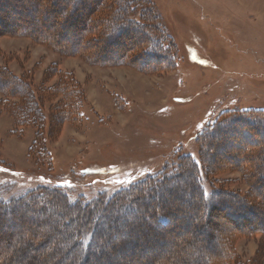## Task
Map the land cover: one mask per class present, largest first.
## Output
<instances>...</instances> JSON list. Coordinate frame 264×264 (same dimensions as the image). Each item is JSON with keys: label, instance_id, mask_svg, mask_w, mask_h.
I'll return each instance as SVG.
<instances>
[{"label": "trees", "instance_id": "1", "mask_svg": "<svg viewBox=\"0 0 264 264\" xmlns=\"http://www.w3.org/2000/svg\"><path fill=\"white\" fill-rule=\"evenodd\" d=\"M1 36L27 37L93 65L159 73L178 63L175 42L150 0H0ZM53 77L59 83L36 89L0 67V114L13 117L15 134L38 129L28 157L51 170L43 126L47 122L53 135L65 122L79 124L84 102L70 73L52 67L42 84ZM61 96L44 111L45 102ZM196 147L199 162L179 152L159 174L113 196L73 201L63 187L39 186L0 199V264H118L127 257L137 264L158 256L151 251L156 246L173 251L149 264H235L236 240L257 235L262 240L253 264H264V110L222 113L196 137ZM229 171H241L250 190L213 185L207 194L204 180ZM187 232L188 238L174 242Z\"/></svg>", "mask_w": 264, "mask_h": 264}, {"label": "rangeland", "instance_id": "2", "mask_svg": "<svg viewBox=\"0 0 264 264\" xmlns=\"http://www.w3.org/2000/svg\"><path fill=\"white\" fill-rule=\"evenodd\" d=\"M150 1L178 55L176 67L159 73L93 65L27 37H0V67L40 89L59 83L53 77L42 84L45 73L56 66L70 73L84 93L79 124L65 122L53 135L47 122L43 126L52 170L28 157L38 129L28 126L15 134L13 117L0 114V163H5L0 164V199L20 197L39 186L63 187L73 201L113 196L159 174L179 152L199 162L196 137L222 113L264 110V0ZM4 97L0 92V102ZM58 100L63 96L45 102L44 111ZM12 142H20L24 151H13ZM227 153L220 155L223 160ZM204 185L207 194L213 185L243 194L250 190L241 171L222 172ZM189 232L174 242L188 238ZM261 240V235L238 238L235 264H253ZM151 251L158 256L137 264L167 259L173 250L156 246ZM123 262L135 264L129 257L118 260Z\"/></svg>", "mask_w": 264, "mask_h": 264}, {"label": "crops", "instance_id": "3", "mask_svg": "<svg viewBox=\"0 0 264 264\" xmlns=\"http://www.w3.org/2000/svg\"><path fill=\"white\" fill-rule=\"evenodd\" d=\"M10 121H11V119L10 118H8ZM16 142V141H15ZM13 144H12V149H13V151L15 150V152H18V153H20V152H23L24 150L22 149L21 150V147H20V142L19 143H14V142H12ZM19 146V149L17 148L18 146ZM26 150V149H25ZM26 155V154H25Z\"/></svg>", "mask_w": 264, "mask_h": 264}]
</instances>
